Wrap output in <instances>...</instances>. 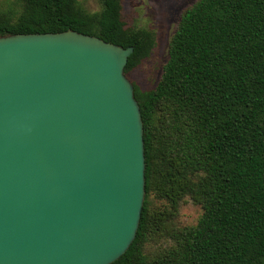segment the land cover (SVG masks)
Instances as JSON below:
<instances>
[{"label": "trees", "instance_id": "16d2710c", "mask_svg": "<svg viewBox=\"0 0 264 264\" xmlns=\"http://www.w3.org/2000/svg\"><path fill=\"white\" fill-rule=\"evenodd\" d=\"M1 0L0 37L76 31L133 47L154 34L127 23L120 0ZM143 123L145 194L138 230L111 264H264V0H197L170 38L151 89L131 81ZM201 208L182 226L183 203Z\"/></svg>", "mask_w": 264, "mask_h": 264}, {"label": "water", "instance_id": "95a60500", "mask_svg": "<svg viewBox=\"0 0 264 264\" xmlns=\"http://www.w3.org/2000/svg\"><path fill=\"white\" fill-rule=\"evenodd\" d=\"M133 47L64 31L0 37V264H111L145 194Z\"/></svg>", "mask_w": 264, "mask_h": 264}, {"label": "rangeland", "instance_id": "374dc122", "mask_svg": "<svg viewBox=\"0 0 264 264\" xmlns=\"http://www.w3.org/2000/svg\"><path fill=\"white\" fill-rule=\"evenodd\" d=\"M1 1V0H0ZM90 12L98 11L97 0H78ZM124 20L141 28L150 29L154 34V47L150 55L129 74L142 89H151L158 82L168 59V45L175 32L182 11L197 0H120ZM202 210L191 201L180 208L179 221L182 226L195 225Z\"/></svg>", "mask_w": 264, "mask_h": 264}]
</instances>
